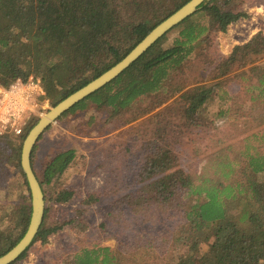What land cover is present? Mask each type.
<instances>
[{"label":"trees","instance_id":"trees-1","mask_svg":"<svg viewBox=\"0 0 264 264\" xmlns=\"http://www.w3.org/2000/svg\"><path fill=\"white\" fill-rule=\"evenodd\" d=\"M187 1L0 0V86L37 77L44 91L42 99L55 105L120 61L153 27ZM241 3L202 2L117 77L61 116L93 108L105 112L108 119L128 124L177 95L173 105L188 129L207 122L202 111L214 96H219L225 105L222 113L237 115V120L243 118L259 129L251 134L256 145L245 144L239 152L242 159L233 154L230 145L212 152L197 176L180 167L171 148L149 147L136 175L139 188L120 199L131 220L122 210L123 214L110 215L109 225L100 224L105 235L110 234L107 230L112 233L115 246L95 243L81 247L67 257L65 264H264V152L258 151L264 144V65L256 64L264 56V35L257 33L233 46L213 68L216 83L200 81L186 89L188 75L206 60L213 36L225 32L243 15L239 11ZM172 32L175 35L168 42ZM233 69H242L236 74L242 99L222 89L221 80ZM151 118H155L154 135L162 138L166 126L161 116L153 114ZM37 120L31 117L20 135L0 137V171L9 161L21 169V142ZM92 120L94 117L89 123ZM11 137L18 138L20 144L14 145ZM251 147L255 151L251 152ZM73 156V150L58 152L41 175L33 170L45 201L65 203L72 198L70 189L61 188L49 196L44 186L62 175ZM9 208L0 205V213L6 212L1 217L9 215L12 222L0 225V255L26 230L29 189ZM46 214L45 209L33 242L45 241L62 227L56 222L47 225ZM1 217L0 224L4 220ZM159 217L165 227H157ZM71 219L73 226H80L76 217ZM116 225L123 230L113 233ZM18 228L20 233L15 237ZM125 229H129L127 234ZM201 245L207 248L198 255ZM26 250L15 261L23 259Z\"/></svg>","mask_w":264,"mask_h":264},{"label":"rangeland","instance_id":"rangeland-1","mask_svg":"<svg viewBox=\"0 0 264 264\" xmlns=\"http://www.w3.org/2000/svg\"><path fill=\"white\" fill-rule=\"evenodd\" d=\"M239 11L243 15L238 20L231 23L225 32L213 36L206 60L200 61L197 71L188 75L189 86L186 89L200 81L205 84L216 83L218 79L212 78L215 64L227 56L233 46L247 42L257 33L264 35V0H242ZM174 35V32L168 35V42ZM256 64L264 65V56L259 57ZM242 69L246 71L247 67ZM242 69H233L221 80L222 89L228 91L230 96H238L240 99L244 96L236 74ZM176 97L177 95L128 124L121 123L120 119H108L105 112L93 108L60 115L49 124L33 147L31 166L35 173L41 175L45 165L56 153L73 150L72 161L62 175L44 186L49 196L61 188L70 189L73 196L65 203L45 201L47 214L44 221L47 225L54 222L62 224V227L50 234L45 241L31 243L26 256L10 264H65L67 257L81 247L95 243L114 247L116 240L110 236L112 233L107 230L110 234L105 235V229L100 224L106 222L109 225L110 215L123 214L122 210L127 219L131 220L127 206L120 199L125 193L139 188L136 175L143 157L155 146L171 148L180 167L192 176H197L212 152L230 145L233 154L242 159L239 152L243 151L245 144L256 145L251 134L259 129L248 125L249 122L246 123L243 118L237 120V115L227 116L222 113L225 105L219 96H214L202 111L207 122L188 129L173 105ZM43 100L41 110L32 114L28 120L31 117L39 119L53 106L49 100ZM153 114H159L162 124L166 126L162 138L154 135L156 125L155 118H151ZM92 117L94 120L89 123ZM11 138L14 145L20 144L18 138ZM249 150L255 151L252 147ZM258 151L264 152V144ZM25 181L16 163L7 162L0 171V205L6 204L13 208L19 203L22 195H27L28 185ZM2 214L0 213V217ZM73 217L80 222V226L71 224ZM1 218H4L1 226L12 223L9 215ZM159 219L157 227H165L163 218ZM19 230H14L15 237L19 235ZM121 230L123 229L116 225L113 233ZM124 231L127 234L129 229ZM206 248V245H201L198 255Z\"/></svg>","mask_w":264,"mask_h":264},{"label":"water","instance_id":"water-1","mask_svg":"<svg viewBox=\"0 0 264 264\" xmlns=\"http://www.w3.org/2000/svg\"><path fill=\"white\" fill-rule=\"evenodd\" d=\"M204 1L210 0H188L153 27L120 61L85 85L62 98L55 105L50 107L45 114L40 116L38 121L30 128L22 141L20 152V167L25 175L30 194L29 222L25 232L17 243L0 255V264H10L14 262L31 245L43 220L45 211L44 194L40 182L33 171L30 160L33 147L40 135L47 129L51 122L55 121L73 105L117 77L157 39L162 37L167 31L186 17L193 14Z\"/></svg>","mask_w":264,"mask_h":264},{"label":"built area","instance_id":"built-area-1","mask_svg":"<svg viewBox=\"0 0 264 264\" xmlns=\"http://www.w3.org/2000/svg\"><path fill=\"white\" fill-rule=\"evenodd\" d=\"M43 95L37 77L16 79L7 87L0 86V135H20L28 118L41 110Z\"/></svg>","mask_w":264,"mask_h":264}]
</instances>
